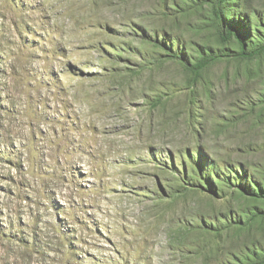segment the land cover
Returning a JSON list of instances; mask_svg holds the SVG:
<instances>
[{"label":"rangeland","instance_id":"obj_1","mask_svg":"<svg viewBox=\"0 0 264 264\" xmlns=\"http://www.w3.org/2000/svg\"><path fill=\"white\" fill-rule=\"evenodd\" d=\"M217 1L0 0V264L264 256V200L236 186L264 189V52L163 57L238 50L223 19L262 40L264 0Z\"/></svg>","mask_w":264,"mask_h":264},{"label":"trees","instance_id":"obj_2","mask_svg":"<svg viewBox=\"0 0 264 264\" xmlns=\"http://www.w3.org/2000/svg\"><path fill=\"white\" fill-rule=\"evenodd\" d=\"M222 2H224V0L217 1V3L220 4ZM240 23L243 24L244 27L243 31L241 30V32L237 30L236 24L238 23L235 21L234 18H231L230 20L228 19V21H225L223 19V22L221 23V28L224 38L229 39L233 35L239 38L240 47L238 48V50H233V51L226 50L225 52L214 51V50H207V52L203 51L198 59H196L194 62H191L189 59H187L184 51H180V50L173 51L171 48L165 46L167 48L166 51H168L170 54H164L163 57L167 58V60L171 62L178 63L193 75H199L203 71V69L206 68L210 63L215 62L216 60L222 57L239 58L245 60L253 59L254 57L259 56L264 52V37L263 38L261 37L263 42H261L262 41L261 40L260 42L259 41L256 42L257 44H253L251 41L248 42L250 32L248 30V26L246 25V20L245 22L239 21V24ZM161 44L166 45L164 44L163 41ZM162 61L163 60L160 54L157 53L152 54L150 58H148V62L150 65H157ZM197 174H200V172H197ZM244 176H246V174H244L242 177L244 178ZM179 180L182 184H185L182 177H180ZM204 183L206 187L204 191L208 192L209 194H214L215 188H213V184L210 181V179H207V182ZM185 185H188L189 187H193V188L200 187V186H195L193 182H189V184H185ZM236 186L240 187V189L248 193V195L256 196L264 200V189H262L261 187L258 186L254 190L249 186L246 180L243 182V179H241L239 183L236 184ZM168 197L171 198L172 196H168ZM254 216L264 218V210L256 209V215ZM250 254H252V258L248 256L249 257L248 260H252L251 262L253 264H264V256L261 253L251 252Z\"/></svg>","mask_w":264,"mask_h":264}]
</instances>
